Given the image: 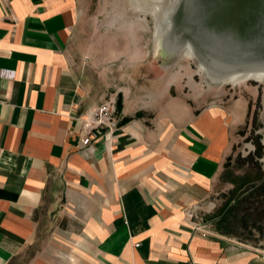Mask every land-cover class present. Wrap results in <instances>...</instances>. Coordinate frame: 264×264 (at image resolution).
<instances>
[{
	"label": "crops",
	"instance_id": "obj_1",
	"mask_svg": "<svg viewBox=\"0 0 264 264\" xmlns=\"http://www.w3.org/2000/svg\"><path fill=\"white\" fill-rule=\"evenodd\" d=\"M78 19L74 0H0V264H262L264 236H204L190 217L235 142L227 110L123 106L81 144L104 98L70 48Z\"/></svg>",
	"mask_w": 264,
	"mask_h": 264
},
{
	"label": "rangeland",
	"instance_id": "obj_2",
	"mask_svg": "<svg viewBox=\"0 0 264 264\" xmlns=\"http://www.w3.org/2000/svg\"><path fill=\"white\" fill-rule=\"evenodd\" d=\"M74 1V60L114 112L125 106L131 117L155 120L168 104L183 102L195 113L220 107L232 115L230 155L207 204L192 217L208 230L258 243L264 236V78H224L264 67V0H178L167 17L172 0Z\"/></svg>",
	"mask_w": 264,
	"mask_h": 264
},
{
	"label": "built area",
	"instance_id": "obj_3",
	"mask_svg": "<svg viewBox=\"0 0 264 264\" xmlns=\"http://www.w3.org/2000/svg\"><path fill=\"white\" fill-rule=\"evenodd\" d=\"M113 109L112 103L104 100L82 117V127L85 130V135L80 140L82 145L89 144L91 139H97L101 135L102 130H106L109 134L113 132ZM192 216L195 215L190 214V217ZM195 229L199 230L204 236L209 234L206 223L195 222ZM262 263H264V254L262 255Z\"/></svg>",
	"mask_w": 264,
	"mask_h": 264
},
{
	"label": "bare ground",
	"instance_id": "obj_4",
	"mask_svg": "<svg viewBox=\"0 0 264 264\" xmlns=\"http://www.w3.org/2000/svg\"><path fill=\"white\" fill-rule=\"evenodd\" d=\"M172 1H173V4H172L171 8H167L163 12V14H165L166 17L168 15V13L170 12V10L173 8V6L177 3L178 0H172ZM167 22H168V20H167ZM191 52H192V46L189 44H186L187 56L190 55ZM254 77L255 78H264V67H257L254 69H247L244 71L231 72V73L227 74V76L224 78V80L233 83V82H237L238 80L254 78ZM220 78H222V77H220Z\"/></svg>",
	"mask_w": 264,
	"mask_h": 264
},
{
	"label": "trees",
	"instance_id": "obj_5",
	"mask_svg": "<svg viewBox=\"0 0 264 264\" xmlns=\"http://www.w3.org/2000/svg\"><path fill=\"white\" fill-rule=\"evenodd\" d=\"M221 232H223L222 234H225V235H227V233H228V232H225V231H221Z\"/></svg>",
	"mask_w": 264,
	"mask_h": 264
}]
</instances>
